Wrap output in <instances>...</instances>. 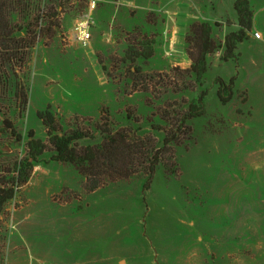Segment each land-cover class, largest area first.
Wrapping results in <instances>:
<instances>
[{
	"label": "rangeland",
	"instance_id": "rangeland-1",
	"mask_svg": "<svg viewBox=\"0 0 264 264\" xmlns=\"http://www.w3.org/2000/svg\"><path fill=\"white\" fill-rule=\"evenodd\" d=\"M249 1L254 25L238 47L239 69L215 52L203 84L187 71L189 28L207 22L223 44L237 29L235 0L3 1L15 24L30 18L34 47L24 114L0 82V182L26 155L30 132L48 143L37 115L49 107L62 134L127 130L161 147L188 104L209 95L205 115L171 146L176 173L160 166L148 191L141 175L91 192L48 150L5 207L0 264H264V0ZM148 41L154 56L129 62V46L145 53ZM234 76L233 99L223 105L215 79ZM7 119L22 142L6 133Z\"/></svg>",
	"mask_w": 264,
	"mask_h": 264
},
{
	"label": "trees",
	"instance_id": "trees-1",
	"mask_svg": "<svg viewBox=\"0 0 264 264\" xmlns=\"http://www.w3.org/2000/svg\"><path fill=\"white\" fill-rule=\"evenodd\" d=\"M0 0V82L6 92H11L18 102L21 112L27 111L29 98V80L24 69L27 67L28 51L34 47L30 41L32 36L29 17L15 24L11 14L6 12V4ZM19 5H15L18 8ZM234 10L237 15V29L225 36L223 44H218L213 38V27L207 22L193 23L186 36L188 47L187 55L190 68L187 70L194 76L195 81L203 84L204 77L209 69L208 57L215 52L222 51V62L234 61L239 69L238 47L250 38L254 25V14L249 0H235ZM32 26L36 27L35 24ZM154 42L148 41L146 52L138 51L130 45L127 50V60L135 63L138 58L146 60L154 56ZM236 77L228 82L217 77L215 85L218 86V99L226 105L234 96ZM1 84V83H0ZM208 90L200 93L188 104L187 110L181 115L177 128L164 132L162 146L158 147L152 137L144 140L131 139V132L120 130L114 132L110 128H101L96 135L82 129L69 133H60V124L56 115L49 107L46 111L38 112V119L47 131L48 143L36 139L33 132L29 133L27 151L13 163L10 175L4 176L0 182V226L6 205L13 201L19 192L27 186L32 178L36 166L44 163L43 156L48 150L52 151L50 161L74 166L86 178L88 189L91 192L117 180H127L136 176H144L146 183L144 190L148 191L154 181L159 167H163L167 175L176 173V165L172 144L177 142L181 131L192 120L200 118L206 113ZM6 126V133L12 140L22 142L16 127L10 120L2 122ZM158 130V128H153ZM97 135L101 140L97 144L82 145L86 141H94ZM105 180H94L97 177ZM96 177V178H95Z\"/></svg>",
	"mask_w": 264,
	"mask_h": 264
},
{
	"label": "built area",
	"instance_id": "built-area-1",
	"mask_svg": "<svg viewBox=\"0 0 264 264\" xmlns=\"http://www.w3.org/2000/svg\"><path fill=\"white\" fill-rule=\"evenodd\" d=\"M82 27H81V34H83V38H84V40H83V42L85 43V45L87 44L86 42H87V40H89V38H90V35L88 34V33H85L86 31V27L82 24L81 25ZM254 37L256 38V39H259V38H261L262 37V35L259 33V32H255L254 33Z\"/></svg>",
	"mask_w": 264,
	"mask_h": 264
},
{
	"label": "crops",
	"instance_id": "crops-1",
	"mask_svg": "<svg viewBox=\"0 0 264 264\" xmlns=\"http://www.w3.org/2000/svg\"><path fill=\"white\" fill-rule=\"evenodd\" d=\"M255 32H256V31H255ZM255 32H254V33H255ZM262 38H263V37H261V38H259V39H257V40H260V39H262Z\"/></svg>",
	"mask_w": 264,
	"mask_h": 264
},
{
	"label": "bare ground",
	"instance_id": "bare-ground-1",
	"mask_svg": "<svg viewBox=\"0 0 264 264\" xmlns=\"http://www.w3.org/2000/svg\"><path fill=\"white\" fill-rule=\"evenodd\" d=\"M82 27V26H81Z\"/></svg>",
	"mask_w": 264,
	"mask_h": 264
}]
</instances>
